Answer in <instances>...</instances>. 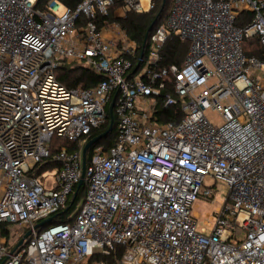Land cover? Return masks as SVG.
Segmentation results:
<instances>
[{
  "label": "built area",
  "instance_id": "1",
  "mask_svg": "<svg viewBox=\"0 0 264 264\" xmlns=\"http://www.w3.org/2000/svg\"><path fill=\"white\" fill-rule=\"evenodd\" d=\"M39 2L0 0V223L31 230L10 253L0 242V264H109L118 248L117 264H264V59L243 53L252 37L264 49V0H172L145 55L108 21L113 0ZM153 8L123 0L113 17ZM169 36L189 48L161 67ZM61 65L103 78L66 87ZM160 102L179 118L159 122ZM111 103L115 143L85 160L71 220L34 228L69 206ZM210 180L228 192L199 225L192 208L214 202Z\"/></svg>",
  "mask_w": 264,
  "mask_h": 264
},
{
  "label": "trees",
  "instance_id": "2",
  "mask_svg": "<svg viewBox=\"0 0 264 264\" xmlns=\"http://www.w3.org/2000/svg\"><path fill=\"white\" fill-rule=\"evenodd\" d=\"M47 1L48 0H40L39 5L40 6L43 5ZM56 1L68 7H75L81 0H56ZM122 4H123V0H113V4L110 8V15L108 16L107 19L110 22L113 21L117 22L119 26L126 32V34L131 39L136 41L138 46V51H140L148 27L155 20L154 26L150 30L148 35V39H149V36L153 32V30L167 17L172 6V0H154V8L149 12L136 13L134 11H130L126 14V17L124 19L115 20L112 12L113 10L121 7ZM250 19H251V14L248 12H243L239 15L236 21V25L241 26ZM146 47H147V43L143 50V55H145L146 53ZM188 48H189L188 41H181L177 37L169 36L165 41L162 49V59L160 62V66L166 67L171 64L180 65L187 53ZM243 53L245 56L255 55L261 59L262 58L264 59V49L257 37H252L250 39H246L243 41ZM56 76L59 79V81L66 87H75L77 85H81L83 87H89L96 84L103 78V76L94 73L92 70H89L87 68L68 67L66 65H61L59 67V69L56 71ZM158 110H160L161 113L163 114L162 117L159 118V122H166L168 120L176 121L180 115L176 107L165 108L161 102L158 104ZM156 114L158 115V112ZM176 114H178V116ZM108 124H109V117L106 118L105 123L100 128L95 129L91 133V137L93 138L99 133L106 130ZM115 140H116V121L114 118L112 129L106 135H104L99 140H97L88 150L86 164L88 163L92 154V149L95 146L101 145L103 146L104 149H108L111 146H113ZM60 142L69 151L77 147V143L75 142L66 141V140H62ZM52 166H55V164H52L49 167ZM46 167L47 166L42 165L39 171L43 170ZM84 194H85V184L83 183L80 186L79 190L77 191V194L71 204H70L71 200H69L68 210L66 212L59 211L53 214L52 215L53 219L49 223L40 226V228H45L51 224L69 222L71 220L68 218L69 214L72 212L75 206L82 200ZM24 244L25 243H23V245ZM120 254H121V249L118 248L111 256L105 257L104 260L109 262V264H117V260Z\"/></svg>",
  "mask_w": 264,
  "mask_h": 264
},
{
  "label": "rangeland",
  "instance_id": "3",
  "mask_svg": "<svg viewBox=\"0 0 264 264\" xmlns=\"http://www.w3.org/2000/svg\"><path fill=\"white\" fill-rule=\"evenodd\" d=\"M62 12V8H59L58 14ZM206 117L210 120V122L214 125H220L221 124V116L218 111L209 108L204 111ZM209 183L214 184L215 188V197L214 202H209L205 200H199L196 202V204L193 206L192 211L198 213V224L202 225L204 220L207 218V214L210 216L212 212L215 211L217 207L220 206L221 203L225 200L226 193L228 192L227 186L220 181H212L210 180ZM13 232L21 231L23 232V229L21 225L15 224L14 229H12ZM21 238L17 235H13V239L11 240V244H17Z\"/></svg>",
  "mask_w": 264,
  "mask_h": 264
},
{
  "label": "water",
  "instance_id": "4",
  "mask_svg": "<svg viewBox=\"0 0 264 264\" xmlns=\"http://www.w3.org/2000/svg\"><path fill=\"white\" fill-rule=\"evenodd\" d=\"M159 14V13H158ZM157 14V16H158ZM154 23H155V20L150 24V26L148 27L147 31H146V34H145V37H144V41H143V44H142V47H141V55H143V50L146 46V43L148 41V35H149V32L150 30L153 28L154 26ZM112 105L113 103H111L109 105V113H110V119H109V124L106 128V130H104L103 132L99 133L98 135H96L95 137L91 138L90 140L87 141V143L84 145L83 147V150H82V171H81V178L80 180L78 181V184L76 186V189L72 195V199L70 201V204L73 202L76 194H77V191L78 189L80 188V186L82 185L83 183V177H84V170H85V160H86V153H87V150L90 148L91 145H93L97 140H99L101 137H103L104 135H106L111 129H112V126H113V118L111 116V111H112ZM69 206L67 208H65L63 210V212H66L68 210ZM53 219V216H50L38 223H36L34 225V228H37V227H40L42 225H45L47 223H49L51 220ZM31 233V230L29 229L25 234L24 236L22 237V239L16 244V246L14 247L13 250H15L17 247H19L20 245H22L23 241L30 235ZM12 250V251H13Z\"/></svg>",
  "mask_w": 264,
  "mask_h": 264
},
{
  "label": "crops",
  "instance_id": "5",
  "mask_svg": "<svg viewBox=\"0 0 264 264\" xmlns=\"http://www.w3.org/2000/svg\"><path fill=\"white\" fill-rule=\"evenodd\" d=\"M113 14H120L119 12V9H115L113 10L112 12ZM195 216L198 217V213L194 212ZM21 225L22 229H23V232L21 231H18V232H13L12 229H14L15 227V224H9V223H0V242H4L6 247H7V250L8 252L10 253L14 247L16 246V244H11V240L13 239V235H17L18 233V236L22 239V237L24 236V234L28 231V228L22 224H19ZM28 238V237H27ZM27 238L23 241V243H26L27 241ZM20 239V240H21ZM19 240V241H20ZM22 243V245H23ZM21 245V246H22Z\"/></svg>",
  "mask_w": 264,
  "mask_h": 264
}]
</instances>
